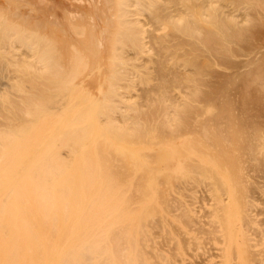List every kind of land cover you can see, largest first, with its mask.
I'll use <instances>...</instances> for the list:
<instances>
[{"label":"bare ground","instance_id":"1","mask_svg":"<svg viewBox=\"0 0 264 264\" xmlns=\"http://www.w3.org/2000/svg\"><path fill=\"white\" fill-rule=\"evenodd\" d=\"M252 25L264 31V0H0V264H264V114L240 127L233 106L250 92L242 105L264 112V51L241 40ZM202 57L243 77L221 82ZM205 67L213 91L247 79L235 97L224 88L232 106L212 100L223 90L208 99L217 112L193 105L191 87L210 96L197 82ZM238 148L263 171L252 177L261 197L243 189L250 161Z\"/></svg>","mask_w":264,"mask_h":264},{"label":"rangeland","instance_id":"2","mask_svg":"<svg viewBox=\"0 0 264 264\" xmlns=\"http://www.w3.org/2000/svg\"><path fill=\"white\" fill-rule=\"evenodd\" d=\"M252 23H253V22H252ZM254 23H255V22H254ZM253 25H254V24H253ZM253 25H252L251 27L249 26V29H250V31H251L252 34H251L250 32H249V33L247 32L246 34H250V35H252V36L255 38V40L258 39V40L260 41V43H258L259 45H264V43L261 44V43H262V38H261V40L259 39V38L261 37L260 35H263V33H264V31H262V27L260 28V31H259L260 33H259V32L257 31L258 28H257V30H256V28H254ZM255 25H256V23H255ZM258 27H259V26H258ZM259 34H260V35H259ZM252 36H251V39H250L249 35H247V37H249V39H247V38H245V39L243 38V39H242V38H241V40H242L243 43H244V41H245V44L248 46V48H249V46H250L251 44L253 45V48H251L252 45L250 46V48L253 49V50H252V51H253V52H252L253 54H256L258 51L260 52V50H261V51H262V50L264 51V47H262V49H261V46H259V45H255V46H256V47H255L256 49H254V44H253V43H250V42L248 41V40H250V41L252 40V38H253ZM252 41H253V40H252ZM238 42H239L240 45L238 44ZM240 42H241L240 40H237L236 43H237L238 45L235 46V44H233L231 47L234 48V46H235V47L239 48V49H237V51L240 50V52H242L241 50H242V49L244 50V48L246 47V45L243 46L242 43H240ZM241 45L243 46L242 49L240 48ZM154 46H155V48H156V45H154ZM157 46H159V45L157 44ZM239 46H240V47H239ZM158 48H159V47H158ZM158 48H156L155 50H158ZM233 48H232V49H233ZM248 48H247V49H248ZM159 49H160V48H159ZM247 49H245V51H247ZM248 50H249V49H248ZM255 50H256V51H255ZM181 51H182V50H181ZM181 51H180V52H181ZM249 51H250V50H249ZM155 52H156V53H155ZM155 52H154V53L156 54V58H159V59H160V55H158V53H164V52H163V49L158 50V51H155ZM167 52H168V55H173L174 50H173V49H170V50L167 49ZM167 52H166V54H167ZM176 52H179V51L177 50ZM259 52H258V53H259ZM244 53H246V52H243L242 54H244ZM252 53H251V51H250V52H249V55H250V54L253 55ZM238 54H239V52H238ZM246 54H247V53H246ZM246 54H245V58L247 57ZM239 55H240V54H239ZM239 55H238V57L234 56V58H235L234 60L237 61V60L240 59V57H241L240 60H241V65H242V60H243V59H242V56L239 57ZM243 56H244V55H243ZM172 57H173V56H172ZM262 57H263V56H262ZM227 58H229V57H225V60H227ZM231 58H232V57H231ZM231 58H229V61H228V62H230V59H231ZM237 58H238V59H237ZM243 58H244V57H243ZM247 58H248V57H247ZM247 58H246V60H245V59H244V60L247 61V60H248ZM201 60H203V61H201ZM201 60L198 61V65L201 64V63H202V64H201L202 66H203V64H205L206 66H207L208 64H211L210 66H211L212 68H211V67H210V68L213 69V70L218 74V76H220V77H219L220 81H221V78L224 76L223 74H226V71H229V70H230V69L228 70V68H232V66H235V65H232L231 67H228L227 69H226V67H225V70H224V67H222V66H224L225 64H222V65H221V62L224 63L222 59H221L222 61L219 60V59H214V60H211L210 63H205V62H207L208 60L205 61V59H204L203 57L201 58ZM225 60H224V61H225ZM232 60H233V58H232ZM240 60H239L238 62H240ZM220 61H221V62H220ZM245 61H243V62H245ZM211 62H212V63H211ZM232 62H233V61H232ZM225 63H226V65L228 64L226 61H225ZM236 63H237V62H236ZM157 64H158V63H157ZM213 64H216V65H213ZM229 64H231V63H229ZM229 64H228V66H229ZM232 64H233V63H232ZM238 64H239V63H237V65H238ZM241 65H238V66H241ZM157 66H158V65H157ZM199 66H200V65H199ZM171 67H172V66L169 67V68H170V71H169V70H166V71L161 70V72H163L162 74L165 75L166 73L171 72V69H172ZM176 67H177V66H176ZM176 67H174V68H176ZM194 67H195V66H188V67H187V70H189V71L192 72V71L195 70ZM200 67H201V66H200ZM218 67H219V68H218ZM243 67H244V65H243ZM243 67H242V68H243ZM254 67H255V66H254ZM254 67H253V68H254ZM160 68H161V67H160ZM174 68H173V69H174ZM207 68H209V65H208ZM207 68L205 67V69H204L205 71L203 70V72H205L204 74H206V76L203 74V75H204L203 78L201 77L202 79H201V80L198 79L199 81H197V82L200 83V84L202 83V87H203V88L200 89V90H202L201 93H202V92L204 93L205 90L207 89L206 87H208V89H207V93H209L208 95H210V96L207 97V96L205 95V96H206V100H205V97L203 96L204 94H202V96H201L200 94H198V92H196V91H194V90H191L192 87L188 90V92H190V94L194 95V96L192 97L193 100H195V102H194L193 105H195V106L197 105L196 108L199 109L198 107H200V106H201L200 104H202V106H201L202 108L200 109L201 111H203L204 108H206V107L204 106V104H208L207 100L210 99L211 95H212V96L214 95V92H215V91H216L217 93H218V92L221 93L222 90L225 92L226 89H224V88H226V87H228V86H230V87H231V90L233 91V90L236 89V88H235L236 86H238V87H240V88H244L245 85H246V83H247V79H246V82H243V81H245V80L243 79V81H242V80L240 79V78L243 77V76L240 75V73H239V75L236 76V75H235L236 71L232 69L233 71H229V72L231 73L232 78H233V76H236V77L239 76V77H240L239 79L241 80V82H240V81H239V82H240V83L243 82V83H244V87H243V85L240 86V83H238V78H237V81H236L235 79H233V80H235V81H232V79L228 80V78L226 77V78H227V79H226L227 81H224V82H223L226 86H225V87L222 86L221 88H223V89H220L221 91H218V90H216V89L220 86V85H219L218 87L214 88V91H213V90L211 89L212 87L210 88V85H209V86L207 85V83H208V82H207V79H208V81H209V78H207V76H208V74H209V73H207V72H208V71H207V70H208ZM233 68H235V67H233ZM240 68H241V67H240ZM154 69H159V68L155 66ZM211 69H210V71H211ZM235 69H236V68H235ZM251 69H252V68H251ZM236 70H239V69H236ZM158 71H159V70H158ZM167 71H168V72H167ZM206 71H207V72H206ZM214 71H213V72H214ZM155 72H157V70H156ZM159 72H160V71H159ZM211 72H212V71H211ZM158 74H159V73L157 72L156 74L154 73L152 76H155V77H156V75L158 76ZM169 74H170V73H169ZM211 74H212V73H211ZM217 74H216V75H217ZM222 75H223V76H222ZM227 75H228V73H227ZM261 75H262L261 77H263L264 73L262 72ZM209 76H211V75L209 74ZM221 76H222V77H221ZM228 76H229V75H228ZM162 77H163V75H162ZM169 77H170V75H169ZM159 78H160V75H159ZM159 78L157 77L156 80L158 79V82H157V83H158V84H161V83H159V82L161 81V80H159ZM205 78H206V79H205ZM216 78H218V77H216V76L214 75V77L211 76L210 80L216 84V82H217ZM229 78H230V77H229ZM263 78H264V77H263ZM160 79H161V78H160ZM164 79H165V76L163 77V80H164ZM204 79H205V80H204ZM224 79H225V78H224ZM222 80H223V79H222ZM154 82L156 83V81H154ZM154 82H153V83H154ZM221 82H222V81H221ZM225 82H227V83H225ZM157 83H156V84H157ZM210 83H211V82H210ZM230 83L232 84V86H231ZM243 83H242V84H243ZM211 84H212V83H211ZM224 84H223V85H224ZM152 85H153V84H152ZM206 85H207V86H206ZM221 85H222V84H221ZM204 86H206V87H204ZM212 86H213V84H212ZM214 87H215V86H214ZM230 87H229V89H227L228 91H230ZM233 87H234V88H233ZM204 88H205V89H204ZM174 89H176V88H174ZM179 89H180V88H179ZM203 89H204V91H203ZM209 89H210V90H209ZM218 89H219V88H218ZM172 90H173V89H171V90L169 91V97H171L172 95H175V96H176V95L179 94V92H178L177 90H176V91L178 92L177 94H176V91H175V90H173V91H172ZM180 90H182V88H181ZM211 90L213 91V93L210 94ZM243 90H244V89H243ZM257 90H258V89H257ZM171 91H172V92H171ZM174 91H175V92H174ZM209 91H210V92H209ZM228 91H226V93H223V92H222V94H220V95H223V96H219V94H218V95L213 96V97H211V98H212V100H213V99L215 100V98L218 96V97H217V100L215 101V102L217 103V101L219 100V97H221L220 99H222V98H223V99H225V98H229V100H232V99L236 96V94L238 93V92H237V89H236L235 91H233V92L235 93V94H234V93L232 92V93H233V96L235 95V96L233 97V96H231V94H230ZM238 91H239V90H238ZM241 91H242V90H241ZM244 91H245V90H244ZM252 91H253V90H252ZM260 91H262V90L259 89V90H258L259 93L256 92L258 98H260V97L262 98V97H263V96H261L262 94H261ZM195 92H196V93H195ZM242 92H243V91H242ZM242 92H239V94H243V95L245 96V98H246V95H245V94H248V93L250 94V92H245V93H242ZM194 93H195V94H194ZM205 93H206V92H205ZM207 93H206V94H207ZM256 93H255V95H256ZM263 93H264V91H263ZM239 94H237V95H239ZM195 95H200L201 98L204 97V99H202V101L204 102V100H205L206 103H205V102H204V103L201 102V98H198V99H199V100H198V99L195 97ZM250 95H251V94H250ZM250 95L247 97L248 100H249V98L251 97ZM241 96H242V95H241ZM241 96H240V97H241ZM197 97H199V96H197ZM214 97H215V98H214ZM195 98H196V99H195ZM231 98H232V99H231ZM245 98H244L243 96L241 97V99H245ZM247 98H246V99H247ZM223 99L221 100V102L224 103ZM237 99H238V98H236V100H237ZM241 99H240V100H239V99L237 100V101H240V103H237V104H236V103L234 102L237 106L234 105L233 100L231 101V104H229V105L232 106V103H233V106H235V110H236V109L238 110V109L240 108L239 111H237V112H239L238 114H240V115H241V114H242V115L244 114V117H245V116L247 117L248 115H249V117H250V115H254V116H253L254 119L252 118V116H251V118H249V117L246 118V117H245V121H244L245 124H246V122H248V121L250 122V120L252 119V120H251L252 122H250V127H249V124H246V125H247V126H246V125L243 123V120H244V119H242V122H240L241 120H240V121L238 120L239 123H241V124H240L241 126L239 125L240 127H245V128H246V127H247V128H251V127H252V128H253L252 125H253V124L255 125V123H256V126H257V125H258V124H257V123H258L257 121L259 120V119H258V120H256V122H255V119H257L256 117L258 116V115L255 116V113L260 114V116H258L259 118H260V117L263 118V114H264V112H263V111H262V112H258L259 110H257L256 107H255L254 109H256L257 111H256V110H253V111H252L250 108H251V106L254 107L256 104L258 105V104L260 103V101H259V103H257L256 100H255V103H256L255 105H254V104L252 105V103H251V106L248 107V109H249V110H248V109H246L247 106H248V104L246 103L247 106H244L245 104L242 105L243 103H241V102H242ZM246 99H245V101H246ZM256 99H257V98H256ZM263 99H264V98H263ZM226 100H227L228 102H227ZM229 100H228V99H225V102H227V105H226V103H224V104L221 103V105H225V108H226V107L228 106ZM250 100H251V99H250ZM196 101H197V104H196ZM208 101H209V103H210L211 105H214V102H213V104H212L211 100H208ZM245 101H243V102L245 103ZM261 101H262V100H261ZM200 102H201V103H200ZM246 102H247V101H246ZM252 102L254 103V100H253ZM198 103H199V104H198ZM261 103H262V102H261ZM249 104H250V103H249ZM199 105H200V106H199ZM208 105H209V104H208ZM208 105H207V106H208ZM217 105H218V104H217ZM219 105H220V103H219ZM221 105H220V106H221ZM238 105H239V108H236V107H238ZM188 106H189V105H188ZM215 106H216V105L212 106V108L214 109V112H217V111H216L217 109H216ZM230 106H228V107H230ZM240 106H241V107H240ZM243 106H244V108H243ZM260 106H261V107H259V108H263V107H264V104H263V105L261 104ZM203 107H204V108H203ZM245 107H246V108H245ZM193 108H195V107H193V106H191L190 108L187 107V110H188V112H189V115H186V116H188V117H191L192 119H193L192 116H193L194 113L191 112L189 109H192V111H194ZM196 108H195V109H196ZM217 108L219 109V108H223V107H219V106H217ZM231 108H234V107H231ZM241 108L244 109V110H246V111L241 110ZM223 109H224V108H223ZM187 110H185V113L187 112ZM200 110H199V111H198V110H197V111L195 110V111H196V112H200ZM219 110H221V109H219ZM219 110H218V111H219ZM240 110H241L242 112H241ZM260 110H261V109H260ZM262 110H263V109H262ZM195 111H194V112H195ZM225 111H226V112H225ZM225 111H222V112H224L225 114L227 113V115H228L229 111H227V109H225ZM188 112H187V114H188ZM190 112H191V113H190ZM220 112H221V111H220ZM231 112H232V110H231ZM235 112H236V111H235ZM235 112H232V113L235 114ZM237 112H236V114H237ZM198 114H201V113H195L194 118H195L196 115H198ZM221 114H222V113H221ZM225 114H222V115L225 116ZM247 114H248V115H247ZM261 114H262V115H261ZM183 115H184V114H183ZM242 115H241V116H242ZM228 116H229V115H228ZM230 116H231V114H230ZM232 116H233V115H232ZM241 116H239V117H241ZM182 117H183V116H182ZM241 118H242V117H241ZM248 118H249L250 120H249ZM262 118H261V119H262ZM253 120H254L255 123L253 122ZM259 121H260V120H259ZM242 123H243L244 126L242 125ZM260 123H263V124H264V118H263V121L259 122V124H260ZM215 124H216V125H222V124H223V125H224V127H223L224 129H226V128H225L226 126L229 127V128L231 127V123L228 124V123H226V122H223L222 124H218V123H215ZM215 124H214V125H215ZM234 124H235V123H234ZM234 124L232 123V126H233ZM191 125H192V123H190L189 127H190ZM214 125H213V126H214ZM260 125H261V124H260ZM193 126H194V125H193ZM234 126H235V125H234ZM236 126L238 127L237 122H236ZM261 126H262V125H261ZM237 127H234V130H235ZM191 128H192V127H191ZM194 128H195V127H194ZM212 128H214V127H212ZM212 128H211V130H209V133H208V134H210V132H212V130H213ZM216 128H217V127H216ZM245 128H244V130L247 131V129H245ZM258 128H259V127H258ZM214 129H215V128H214ZM217 129H219V128H217ZM227 129H228V128H227ZM238 129H239V127H238ZM261 129H262V131H263L264 127H263V128L261 127ZM192 130H193V128H192ZM228 130H229V129H228ZM230 130H232V128H230ZM230 130H229V131H230ZM244 130H243V128H242V130L240 129L239 131H244ZM250 130H256V129L254 128V129H250ZM188 131H189V129H188ZM194 131L197 132L196 129H194ZM194 131H192V132H194ZM215 131H217V130L215 129ZM215 131L212 132V133H215ZM223 131H224V130H223ZM229 131H228L227 133H229ZM259 131H260V130H259ZM262 131H261V132H262ZM199 132H201V131H198L197 133H199ZM234 132H238V130H237V131H233V133H234ZM247 132H249V130H248ZM251 132H252V131H251ZM251 132H250V133H251ZM261 132H260V133H261ZM201 133H202V132H201ZM201 133H199V134L201 135ZM203 133H204V130H203ZM224 133H225L224 135H226V130L224 131ZM233 133H232V134H233ZM262 133L264 134V131H263ZM210 135H211V134H210ZM212 135H213V134H212ZM222 135H223V134H222ZM213 136H214V135H213ZM213 136H211V137H213ZM201 137H203V136L201 135ZM211 139H212V138H211ZM209 140H210V139H209ZM225 140H228V138H225ZM225 140H224V143L227 144V143H226L227 141L225 142ZM230 140L232 141V139H230ZM233 140H234V139H233ZM255 140L257 141V139H255ZM231 141H230V142H231ZM245 141H247V140L245 139ZM248 141H249V140H248ZM214 142H217V141L215 140ZM232 142H233V141H232ZM237 142H240V141H237ZM237 142H235V143H237ZM252 142H253V144L259 143V141H258V142H255V143H254V141H252ZM206 143L208 144V142H206ZM206 143H205V145H206ZM224 143H223V144H224ZM235 143H234V144H235ZM248 143L251 144V142H248ZM203 144H204V143H203ZM203 144H201V143H198V144H197L198 147H199V146L201 147V148L199 147L198 151H199L200 149H203V150H204V145H203ZM209 144H212V145H211L212 147H213V146H214V147H217L218 150L223 149V148L219 149L220 147H223V146H222V145H223L222 142H221V146H219V147H218V144H220L219 142L216 143V144L213 143V142H212V143L209 142ZM209 144H208V145H209ZM214 144H215V145H214ZM225 144H224V145H225ZM238 144H240V143H238ZM238 144H235V145H233V146H231L232 143H231V144H227V145H225V148H226L227 150H228V149L230 150V148H227V147H232V148H233V151H234V150H235L234 147L236 148V147H237L236 145H238ZM242 144H243V145L245 144V145H244L245 147L247 146V143H246V142H243ZM242 144L239 145V146L242 147ZM197 145H196V146H197ZM256 145H257V144H256ZM206 146H207V145H206ZM239 146H238V147H239ZM244 146H243V147H244ZM253 146H254V145H253ZM243 147H242V148H243ZM245 147H244V148H245ZM255 147H256V146H255ZM217 148H216V149H217ZM232 148H231V149H232ZM239 148H240V147H239ZM239 148H238V150H239ZM249 148H250V146H249ZM196 149H197V148H196ZM216 149H214V151H215ZM245 149H246V148H245ZM211 150H212V149H211ZM242 150H244V149H242ZM242 150H241V149L239 150V151H241V153L243 152V153H242V154H243V157H241L242 155L240 156L241 159H242V158H246V156L248 157L249 154H250V149H249V152L247 151V152L249 153L248 155H247V152H245L246 154H244V151H242ZM200 151H202V150H200ZM204 151H205V150H204ZM230 151H232V150H230ZM236 151H237V148H236ZM236 151H235V154H236ZM245 151H246V150H245ZM205 152H206V151H205ZM205 152H204V153H205ZM215 152H216L217 156H218V154H220V153H218L217 150H216ZM221 153H222V152H221ZM239 153H240V152H239ZM241 153H240V154H241ZM212 154L214 155V152H212ZM230 154H231V156H232V155L234 156V153L232 154V153L230 152V153H229V156H230ZM223 155H224V154H220L218 157L223 156ZM238 155H239V154H238ZM238 155H237V156H238ZM204 156H208L207 153H206V155L203 154V157H204ZM233 156H232V157H233ZM244 156H245V157H244ZM251 156H252V155H251ZM261 156H262V155H261ZM235 157H236V155H235ZM238 157H239V156H238ZM249 157H250V156H249ZM249 157L246 158V159L248 160L247 162L250 161ZM231 159H233V158H231ZM262 160H263V158H262L260 161L262 162ZM243 162H244L245 165H248V164L245 163V160H244V159H242V163H243ZM252 162H254V161H250V165L252 164ZM257 163H258V161H257ZM257 163L255 162V163H253V165H251V166L248 165V166H249L248 168H247V166L244 168V169H245V172H249V171H251V173H253V176H252V174L249 172L250 175L248 174V177H249V181H250V180L254 181V182H252V181L249 182V183H250V185H248L249 188H248L246 185L243 186V189H245V187H246L247 194H250L249 192H252L253 195H258V194H259V191L261 190V189H260L259 191H258V190H254V191H253V187H254V189H256V188H255V183H257V181L254 180L255 176H256V179L258 180V178H257V177H259L258 175H260V174L264 171V167H262V168H263V169H262V168H261L262 165L259 164L258 166L261 165V166H260V169L263 170V171H262V172L260 171L259 173H257V172H258V168H259V167H257ZM263 163H264V162H262V164H263ZM244 164H243V167L245 166ZM254 165H256V166H254ZM263 165H264V164H263ZM254 167H255V168H254ZM246 168H247V169H246ZM250 168H252L253 170L257 169V170H256L257 172H255L256 175L254 174V171L251 170ZM247 170H249V171H247ZM263 173H264V172H263ZM254 175H255V176H254ZM261 175H262V174H261ZM263 176H264V175H263ZM252 177H254V178H252ZM261 177H262V176H261ZM262 178H263V177H262ZM259 180H260V183H261L262 180H261V179H259ZM255 181H256V182H255ZM263 182H264V181H263ZM252 184H253L254 186H253ZM261 184H262V183H261ZM261 184H260V185H261ZM205 185H207V184H206V183H203V185H200V187L202 186V187H204V188H203V190H202V187H201V189L199 188L201 191L198 192V197L203 193V194L201 195V197L204 196V198H202V201H203L204 199L207 198V197H205V195H206V196L209 195L208 198L210 199V190L208 191V189H209L210 186H208V188H207V186H206V188H207V189H206V188H205ZM251 185H252V188H251ZM257 185H258V184H257ZM260 185H258V188H261V187H262V186H260ZM194 188H195V187H194ZM197 188H198V187L196 186L195 189H197ZM210 188H211V187H210ZM263 188H264V185H263ZM263 188H262V189H263ZM249 189H252V191L249 190ZM204 190H205V191L207 190V192L204 193ZM246 191L244 190L243 193H244V192L246 193ZM255 191L258 192V193H256ZM260 192H261V191H260ZM200 193H201V194H200ZM260 194H261V193H260ZM244 195H246V194H244ZM244 195H243V196H244ZM261 195H262V194H261ZM261 195H258V196H256V197H259V196L261 197ZM256 197H255V198H256ZM199 199H200V198H199ZM209 199H208V200H209ZM258 199H259V200H258ZM258 199H257V200H258L259 202H260V200H261V202H262V198H258ZM199 201H200V200H199ZM205 201H207V199H206ZM263 202H264V201H263ZM259 218L264 222V213H262V215H260ZM193 256H194V257L189 256V260L187 261V263H188V262H191L190 264H198V262H199V263L202 262V258H201L198 254H197V255H193ZM195 260H199V261L195 263ZM217 262H219V261H217ZM256 262H257V261H256ZM256 262L253 261L252 264L260 263L259 261H258L257 263H256Z\"/></svg>","mask_w":264,"mask_h":264}]
</instances>
